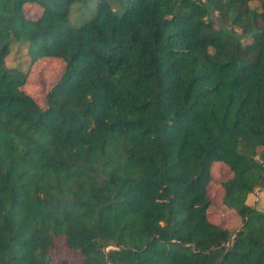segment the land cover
<instances>
[{"label":"trees","instance_id":"1","mask_svg":"<svg viewBox=\"0 0 264 264\" xmlns=\"http://www.w3.org/2000/svg\"><path fill=\"white\" fill-rule=\"evenodd\" d=\"M87 1L0 0V264H264L247 202L264 188V0H96L70 25ZM16 42L25 71L6 66ZM47 57L65 67L42 108L22 86ZM215 162L235 231L208 218ZM59 236L80 260L52 261Z\"/></svg>","mask_w":264,"mask_h":264},{"label":"rangeland","instance_id":"2","mask_svg":"<svg viewBox=\"0 0 264 264\" xmlns=\"http://www.w3.org/2000/svg\"><path fill=\"white\" fill-rule=\"evenodd\" d=\"M96 0H88L85 6H80L76 2L72 5L69 14V24L78 25L88 19L94 12ZM251 6H259L260 2L251 1ZM25 10L30 16H38L42 9L35 4H28ZM244 41H250L249 37ZM29 55L27 46L23 42H16L11 45L10 53L6 58V66L18 67L25 71L28 67ZM65 67V62L56 57H47L38 59L30 68L22 89L24 92L32 96L37 103L43 108L45 107V94L49 88L60 78ZM211 180L208 185L207 193L210 196L211 204L208 208L209 220L224 225L228 229L235 231L241 226L239 215L231 209H226L221 203L222 188L221 182L231 176V172L222 163H213L211 166ZM247 202L251 205H257L264 210V188H257L248 196ZM108 249V248H107ZM53 262L61 260L78 261L81 259L79 251L71 250L63 236L55 238V245L50 250Z\"/></svg>","mask_w":264,"mask_h":264},{"label":"water","instance_id":"3","mask_svg":"<svg viewBox=\"0 0 264 264\" xmlns=\"http://www.w3.org/2000/svg\"><path fill=\"white\" fill-rule=\"evenodd\" d=\"M106 250H107V248H106ZM107 259H108V256H107Z\"/></svg>","mask_w":264,"mask_h":264}]
</instances>
